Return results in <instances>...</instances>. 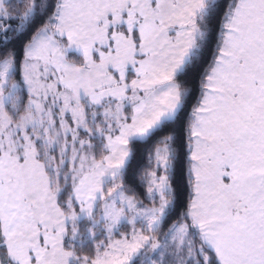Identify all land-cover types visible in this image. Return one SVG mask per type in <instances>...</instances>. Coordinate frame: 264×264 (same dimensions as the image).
<instances>
[{
  "label": "snow or ice",
  "instance_id": "1",
  "mask_svg": "<svg viewBox=\"0 0 264 264\" xmlns=\"http://www.w3.org/2000/svg\"><path fill=\"white\" fill-rule=\"evenodd\" d=\"M0 264H264V0H0Z\"/></svg>",
  "mask_w": 264,
  "mask_h": 264
}]
</instances>
